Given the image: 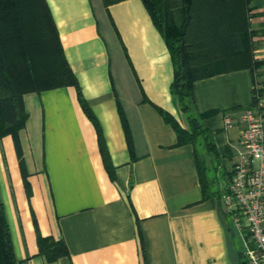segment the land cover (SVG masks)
Listing matches in <instances>:
<instances>
[{"label":"crops","instance_id":"0c3cea01","mask_svg":"<svg viewBox=\"0 0 264 264\" xmlns=\"http://www.w3.org/2000/svg\"><path fill=\"white\" fill-rule=\"evenodd\" d=\"M45 1L77 88L23 95L24 126L0 136L16 264H239L221 186L239 148L233 109L261 104L264 114V0L248 4L256 67L193 83L216 151L203 157L217 192L206 198L193 144L178 145L166 120L187 129L170 94V52L142 1ZM214 160L224 183L211 176ZM39 237L64 252L40 250Z\"/></svg>","mask_w":264,"mask_h":264},{"label":"trees","instance_id":"16d2710c","mask_svg":"<svg viewBox=\"0 0 264 264\" xmlns=\"http://www.w3.org/2000/svg\"><path fill=\"white\" fill-rule=\"evenodd\" d=\"M123 0H102L108 7ZM162 34L173 62L170 94L187 129L166 117L177 144H193L204 197L217 195L207 180L204 156L216 158L211 133L195 110L193 83L221 73L254 68L249 29L250 0H141ZM77 82L45 0H0V136L24 126L23 95ZM256 104V96L252 105ZM242 111V108H234ZM219 192V191H218ZM40 250L64 252L62 243L38 238ZM0 264H16L0 201ZM239 264H246L240 253Z\"/></svg>","mask_w":264,"mask_h":264},{"label":"built area","instance_id":"2783aa9c","mask_svg":"<svg viewBox=\"0 0 264 264\" xmlns=\"http://www.w3.org/2000/svg\"><path fill=\"white\" fill-rule=\"evenodd\" d=\"M261 104L242 110L239 148L231 176L221 186L226 213L246 264H264V114ZM227 124L229 118L225 119Z\"/></svg>","mask_w":264,"mask_h":264},{"label":"rangeland","instance_id":"374dc122","mask_svg":"<svg viewBox=\"0 0 264 264\" xmlns=\"http://www.w3.org/2000/svg\"><path fill=\"white\" fill-rule=\"evenodd\" d=\"M185 122H186V121H185ZM216 164H217V163H216L215 160H214L213 163L211 164V171H212L211 176L216 175L215 178L217 177V180H218L219 184H220V183H224V182H223L224 180H221L220 177L218 176V174H214V171H215V169H216V168H215V167H216ZM215 178H214V179H215ZM218 178H219V179H218ZM215 185H217V183H216ZM212 189L215 190L216 187H214V185H213V186H212ZM238 248H240V245H238Z\"/></svg>","mask_w":264,"mask_h":264}]
</instances>
